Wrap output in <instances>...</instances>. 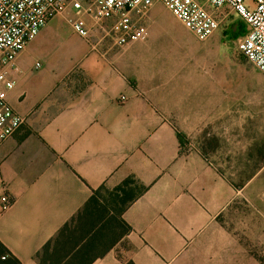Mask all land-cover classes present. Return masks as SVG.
I'll list each match as a JSON object with an SVG mask.
<instances>
[{"label": "crops", "instance_id": "0c3cea01", "mask_svg": "<svg viewBox=\"0 0 264 264\" xmlns=\"http://www.w3.org/2000/svg\"><path fill=\"white\" fill-rule=\"evenodd\" d=\"M163 14L152 10L149 38L126 48L77 35L75 11L58 15L8 71L7 101L26 121L0 144V198L12 197L0 208V264H40L96 191L128 179L144 188L122 215L128 232L113 213L82 217L49 264H264V166L230 162L222 110L179 90L174 58L197 44ZM79 243L87 256L63 257Z\"/></svg>", "mask_w": 264, "mask_h": 264}, {"label": "built area", "instance_id": "2783aa9c", "mask_svg": "<svg viewBox=\"0 0 264 264\" xmlns=\"http://www.w3.org/2000/svg\"><path fill=\"white\" fill-rule=\"evenodd\" d=\"M162 4L199 42L211 38L228 16L217 12L227 8L245 23V34L238 43L240 54L264 74V0H0V144L11 138L25 123L8 103L7 93L14 82L8 71L17 68V58L28 43L54 17L67 16L72 30L90 41L99 32V41L110 40L119 48L144 42L150 36V14ZM126 98H121L124 101ZM12 204V197L0 198L1 210Z\"/></svg>", "mask_w": 264, "mask_h": 264}, {"label": "rangeland", "instance_id": "374dc122", "mask_svg": "<svg viewBox=\"0 0 264 264\" xmlns=\"http://www.w3.org/2000/svg\"><path fill=\"white\" fill-rule=\"evenodd\" d=\"M155 9L165 13L161 21L172 22V14L162 4H157L153 11ZM221 14L228 17L211 38L199 42L190 33L197 50L191 51L188 59L174 58V63L180 65L175 67V74L180 77L179 90L181 93L197 91V97L199 92H205L206 105L211 97L214 113L222 110V122L227 125L224 140L236 145V153L230 155V162L249 159L264 166V74L246 61L238 50L246 27L244 21L227 8L217 12L216 16L221 18ZM236 24L240 34L232 36L231 29ZM164 41L177 42L179 39L170 34ZM196 102L199 104L201 100L197 98ZM112 190H104L101 197L108 198Z\"/></svg>", "mask_w": 264, "mask_h": 264}, {"label": "trees", "instance_id": "16d2710c", "mask_svg": "<svg viewBox=\"0 0 264 264\" xmlns=\"http://www.w3.org/2000/svg\"><path fill=\"white\" fill-rule=\"evenodd\" d=\"M242 33L245 34V29H243ZM238 34H240V30ZM103 190L104 188H100L96 191L94 196L90 198L78 215L67 223L60 230L58 235L53 240L48 242L43 247L42 251L37 254V259L40 264H49V261L52 260V254L56 251V248L61 240H66V244L71 242L74 232L77 230L78 225H76V222L82 217L88 216L90 224L92 223L93 218L97 219L98 222L101 223L110 213H113L110 218L111 224L115 228L119 229L122 235L128 232L129 226L122 219V215L126 209L143 193L144 188H140L133 179H128L122 186L115 188L110 193L108 198L101 197ZM76 247H78V245L69 251H65L63 257L68 258L72 255V259H75L80 256H87L88 252L80 247V243L79 250L74 253V249H76Z\"/></svg>", "mask_w": 264, "mask_h": 264}, {"label": "flooded vegetation", "instance_id": "af4514ba", "mask_svg": "<svg viewBox=\"0 0 264 264\" xmlns=\"http://www.w3.org/2000/svg\"><path fill=\"white\" fill-rule=\"evenodd\" d=\"M239 30H240V28H239L238 24H236V25L233 27L232 31H231V35H232V36H235L236 34H238Z\"/></svg>", "mask_w": 264, "mask_h": 264}]
</instances>
